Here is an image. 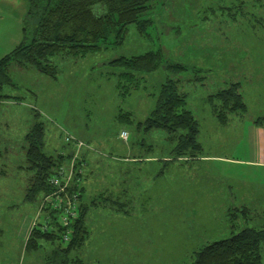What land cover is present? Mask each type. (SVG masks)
<instances>
[{
	"label": "rangeland",
	"instance_id": "1",
	"mask_svg": "<svg viewBox=\"0 0 264 264\" xmlns=\"http://www.w3.org/2000/svg\"><path fill=\"white\" fill-rule=\"evenodd\" d=\"M27 8L26 0H0V57L31 38L35 23L25 19ZM145 15L151 22L144 35L130 24L120 44L108 43L85 55L55 56V75L32 64H8L10 81L0 87V93L9 95L0 97V264L59 260L50 242L25 248L39 201L24 198L30 175L25 134L35 122L44 124L48 152L71 153L66 133L83 140L79 157L88 164L82 178L91 170L97 181L127 186L119 191L125 211L105 206L93 211L90 236L79 252L84 264H177L201 243L243 225L264 223V168L216 158L249 156L242 126L264 114V3L154 0ZM158 47L160 65L143 72L129 93H119L116 84L124 68L110 60ZM174 62L185 68L168 66ZM167 76L178 78L179 89L187 92V106L200 122L201 153L207 156L166 160L172 155L164 133L136 129L134 122L149 114ZM233 81L241 82L246 110L227 111L228 120L221 123L210 109L217 100L206 97ZM125 110L132 123L117 117ZM121 129L127 130L126 140L119 137ZM143 135L145 142L157 145L146 150L144 141L139 143ZM133 154L153 158L131 161ZM92 177L86 178L87 185Z\"/></svg>",
	"mask_w": 264,
	"mask_h": 264
},
{
	"label": "trees",
	"instance_id": "2",
	"mask_svg": "<svg viewBox=\"0 0 264 264\" xmlns=\"http://www.w3.org/2000/svg\"><path fill=\"white\" fill-rule=\"evenodd\" d=\"M26 1L28 8L25 19L35 23L32 36L29 40H21L0 57V87L4 82L10 81L8 64L11 61L23 66L32 64L45 73L55 75V56L85 55L107 47L108 43L120 44L125 39L130 24H135L137 31L144 35L151 22V18L145 14L154 3V0ZM248 1L264 3V0ZM244 4L243 1L239 7ZM162 59L161 47L111 59L110 63L124 68L119 72L123 80L119 78L116 84L119 93L126 94L131 88H136L143 78L142 73L157 68ZM168 66L175 70L185 68L180 62L169 63ZM240 85V81H233L207 95L206 100H217L216 103H211L210 109L221 123L227 122V111L240 110L243 114L242 111L246 110ZM2 96L9 95L0 93V97ZM117 117L130 123L134 121L128 110L119 111ZM253 121L264 126V114L256 116ZM134 124L137 130L143 129L147 134H152L153 131L164 133L163 140L168 141V152L172 155L166 160L207 156L201 153L203 144L199 138L200 122L187 106V92L179 89L178 78L167 76L160 83L153 108L143 121L138 120ZM44 134L43 122H35L25 134L26 167L30 169V175L24 198L39 199L37 214L32 220L35 223L29 227L25 248H39L45 242H50L53 244L52 252L59 254L57 264H84L79 252L90 236L93 211L99 206L125 211L124 202L119 200V191H126L127 186L125 184L120 188V184L117 186L113 180L103 183L100 181L102 178L97 181L92 177L91 170L83 178L82 171L77 173L80 177L77 183L75 181L61 192L66 193L74 203L76 215H70L68 224L61 223V209L50 204L40 207V204L43 196L56 188L49 178L56 172L57 166L63 163L64 158L70 157V153L64 155L62 150L56 153L46 151ZM139 140L140 144L144 141L146 150L157 145L156 141L145 142L144 135ZM137 157H145L147 161L153 158L152 155L133 154L131 161L142 159ZM75 163L76 167L83 168L88 161L82 157ZM2 170L0 169V173ZM90 173L93 179L91 186L85 182ZM125 181L121 179L120 183L123 185ZM242 210L247 213L248 206L243 205ZM65 234L69 236L67 239L64 238ZM263 244L264 223L247 224L232 229L227 236L201 243L199 247L188 251L185 258L177 264H262Z\"/></svg>",
	"mask_w": 264,
	"mask_h": 264
},
{
	"label": "built area",
	"instance_id": "3",
	"mask_svg": "<svg viewBox=\"0 0 264 264\" xmlns=\"http://www.w3.org/2000/svg\"><path fill=\"white\" fill-rule=\"evenodd\" d=\"M127 130L121 129L119 132V137L122 140L127 139ZM65 140L69 141L72 144V151L70 157L66 163H61L57 166L56 172L53 173L49 181L56 186V188L43 196L41 200L40 207L46 204H50L55 208L61 209L63 212L59 216V220L63 224H68L70 215H76V207L74 203L70 200L69 196L61 192L65 191V188L72 183H77V180L80 179L77 173L82 171V168L76 167V160L81 159L82 153L80 149L85 145L83 140L70 133L65 134ZM35 221H32V224ZM43 227V225H42ZM67 234L64 235V238H68Z\"/></svg>",
	"mask_w": 264,
	"mask_h": 264
},
{
	"label": "crops",
	"instance_id": "4",
	"mask_svg": "<svg viewBox=\"0 0 264 264\" xmlns=\"http://www.w3.org/2000/svg\"><path fill=\"white\" fill-rule=\"evenodd\" d=\"M245 121L246 124H243L242 127L246 136V143L249 146V156L245 158L216 156V158L218 160L244 162L246 165L256 167L255 169L264 168V126L254 122L251 118Z\"/></svg>",
	"mask_w": 264,
	"mask_h": 264
}]
</instances>
